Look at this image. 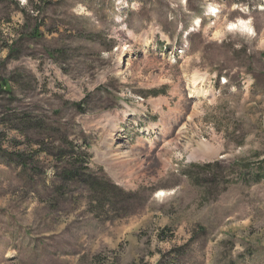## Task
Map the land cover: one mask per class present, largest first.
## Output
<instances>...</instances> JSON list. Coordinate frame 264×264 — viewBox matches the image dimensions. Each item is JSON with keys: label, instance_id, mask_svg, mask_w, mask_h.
<instances>
[{"label": "rangeland", "instance_id": "obj_1", "mask_svg": "<svg viewBox=\"0 0 264 264\" xmlns=\"http://www.w3.org/2000/svg\"><path fill=\"white\" fill-rule=\"evenodd\" d=\"M0 264H264V0H0Z\"/></svg>", "mask_w": 264, "mask_h": 264}, {"label": "bare ground", "instance_id": "obj_2", "mask_svg": "<svg viewBox=\"0 0 264 264\" xmlns=\"http://www.w3.org/2000/svg\"><path fill=\"white\" fill-rule=\"evenodd\" d=\"M131 6H132V5H131ZM133 6H134V5H133ZM133 6H132V7H133ZM240 22H241V21H240ZM236 23H237V22H236ZM236 23H235V24H234V23H233V24L230 23L229 26L231 25L232 27H235V26H237ZM241 29H242V30H243V29H247L246 25L243 24V22H241ZM193 83H195V84H193L192 87H196V86H195V85H196V80H193ZM197 91H198V90H197ZM197 91H194V90H193V91H191V93H194V94L197 95V93H198ZM196 95H193V94H192V96H190V97H192V98H193V97H197L198 95H197V96H196ZM201 145H203V151L205 150L207 153H211V151H212V150H211L212 146L210 147V146H209L210 144L208 145L207 143H201ZM192 156H193V155H192ZM162 193H163V192H160V195H161Z\"/></svg>", "mask_w": 264, "mask_h": 264}]
</instances>
